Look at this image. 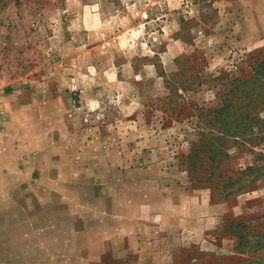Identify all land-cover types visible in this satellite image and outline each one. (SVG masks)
<instances>
[{"label":"rangeland","instance_id":"1","mask_svg":"<svg viewBox=\"0 0 264 264\" xmlns=\"http://www.w3.org/2000/svg\"><path fill=\"white\" fill-rule=\"evenodd\" d=\"M260 53L264 0H0L3 89L67 108L60 118L78 136L102 139L94 151L162 167L225 204L203 243L161 249L150 264H264V109L227 138L211 183L203 152L218 142L206 110L220 104L223 79L248 74Z\"/></svg>","mask_w":264,"mask_h":264},{"label":"crops","instance_id":"2","mask_svg":"<svg viewBox=\"0 0 264 264\" xmlns=\"http://www.w3.org/2000/svg\"><path fill=\"white\" fill-rule=\"evenodd\" d=\"M24 96L0 85V264H150L218 228L225 204L209 193L94 151L102 139L78 136L67 108Z\"/></svg>","mask_w":264,"mask_h":264},{"label":"trees","instance_id":"3","mask_svg":"<svg viewBox=\"0 0 264 264\" xmlns=\"http://www.w3.org/2000/svg\"><path fill=\"white\" fill-rule=\"evenodd\" d=\"M258 56L254 59L251 57L247 62L248 74L223 79V91L218 95L220 104L215 109L206 110L208 116L212 114L210 126L216 128L214 133L218 135H215L217 144H208L209 148L203 150L210 153L212 167L207 182L214 180L216 157L224 154L222 146L227 138L242 136L261 122L259 112L264 109V55L260 53Z\"/></svg>","mask_w":264,"mask_h":264}]
</instances>
